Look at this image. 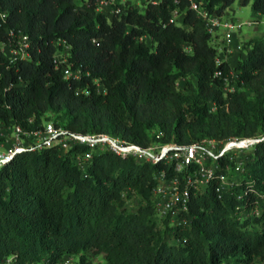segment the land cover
Returning <instances> with one entry per match:
<instances>
[{
  "label": "trees",
  "instance_id": "trees-1",
  "mask_svg": "<svg viewBox=\"0 0 264 264\" xmlns=\"http://www.w3.org/2000/svg\"><path fill=\"white\" fill-rule=\"evenodd\" d=\"M174 1L144 4L141 12L120 4L122 14L108 20L95 0H0V43L6 30L29 40L28 61L6 70L0 53V124L33 130L50 122L140 147L264 136V33L234 62L216 65L203 23L184 0ZM204 1L218 16L233 2H249ZM176 7L179 26L169 22ZM251 11L264 18V0H251ZM56 41L68 46L78 80H64L53 62ZM217 70L232 74V91H224ZM237 153L239 186L219 199L211 188L191 196L187 222L177 227L152 218L161 165L102 151L80 170L55 149L16 154L0 167V264L70 257L92 264L97 256L103 264H264V141ZM247 182L252 193L237 201ZM130 194L143 203L126 212ZM253 205L258 215L243 218Z\"/></svg>",
  "mask_w": 264,
  "mask_h": 264
},
{
  "label": "built area",
  "instance_id": "built-area-1",
  "mask_svg": "<svg viewBox=\"0 0 264 264\" xmlns=\"http://www.w3.org/2000/svg\"><path fill=\"white\" fill-rule=\"evenodd\" d=\"M140 4L156 5L160 0H136ZM96 11L102 13L109 20L112 16L122 14L118 5L135 6L130 0H95ZM185 10L193 13L203 23L206 33L211 37L216 49V65L231 59V47L242 25L249 27H264L259 20L235 24L233 19L222 15L209 13L205 8L204 0H184ZM174 5L178 6L177 0ZM170 20L175 26H179L183 13H179L177 7L170 11ZM0 21L4 22V14L0 13ZM264 33V30H259ZM6 41L0 43V53L6 62V70L14 67L19 62L29 60V40L25 35L6 30ZM217 43H214V42ZM236 48L239 47L238 43ZM53 62L60 68L64 80L79 79V72H72L66 62L68 46L63 42H55ZM228 76H222L219 70L214 72V77L222 79L225 92L232 91L228 86ZM31 124V119L27 120ZM0 130L11 136L5 141L4 151L0 152V167L9 162L16 154L22 152H39L55 149L63 154L68 153L71 162L80 170H83L89 162L92 152L106 151L119 159H133L139 164L161 165L162 168L153 176L154 185L151 190L152 204L157 220L168 221L169 226H181L186 224L185 215L188 212V204L191 196L202 194L207 189H212L217 198L224 193H232L239 186V174L242 172L241 162L237 160V152L247 149L253 144L264 141V136L258 139L229 140L216 142L214 140H200L186 145L174 143H151L147 147H140L112 138L102 133H73L61 126L52 123H42L39 128L27 130L19 125L4 127L0 124ZM226 159L233 163L219 164V160ZM247 184L238 191L235 199L240 201L252 193ZM259 199L263 196L257 194ZM235 207V212H237ZM258 215L256 205L249 212L242 214L243 218H251ZM12 258L5 259L1 264H11ZM39 264H49L41 262ZM53 264H78L74 257L55 261Z\"/></svg>",
  "mask_w": 264,
  "mask_h": 264
},
{
  "label": "rangeland",
  "instance_id": "rangeland-1",
  "mask_svg": "<svg viewBox=\"0 0 264 264\" xmlns=\"http://www.w3.org/2000/svg\"><path fill=\"white\" fill-rule=\"evenodd\" d=\"M132 4H135L137 10L139 12L142 11V4H140L136 0H130ZM76 4H78V1H75ZM224 16L226 18L233 19V22L235 24H243L246 22H251L255 20V15L251 11V0L245 5V6H239L237 2H233L225 11ZM261 21L264 23V18H260ZM257 20V19H256ZM264 30V27H249L242 25L239 33L235 37V41L233 42V46L231 47V53L228 55L231 58V61L238 59L241 52L244 51L245 47L244 44L248 42L251 39L259 37L261 33L259 30ZM218 42V41H217ZM216 41L214 43H217ZM239 44V47L236 48V44ZM243 53V52H242ZM177 90H181L182 86L181 83L175 84ZM97 91H101V87L97 86ZM11 136L4 133L2 130H0V152L5 150V147H7V144L5 146V141L8 140ZM143 202L140 200L139 197H137L135 194H130L129 197L126 199L124 203V208L126 212H133L137 209L139 205H141ZM153 221L157 223V218L154 215ZM164 239L166 237L164 236ZM90 262L92 264H103V261L100 257H91Z\"/></svg>",
  "mask_w": 264,
  "mask_h": 264
}]
</instances>
